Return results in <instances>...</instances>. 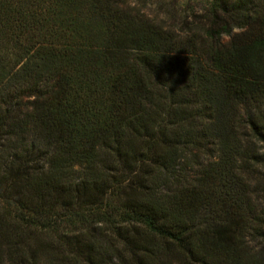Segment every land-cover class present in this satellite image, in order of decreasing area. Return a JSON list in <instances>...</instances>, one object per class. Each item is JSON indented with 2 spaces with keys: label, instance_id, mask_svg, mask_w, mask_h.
Here are the masks:
<instances>
[{
  "label": "trees",
  "instance_id": "trees-1",
  "mask_svg": "<svg viewBox=\"0 0 264 264\" xmlns=\"http://www.w3.org/2000/svg\"><path fill=\"white\" fill-rule=\"evenodd\" d=\"M170 18L0 0V264H264V0Z\"/></svg>",
  "mask_w": 264,
  "mask_h": 264
},
{
  "label": "rangeland",
  "instance_id": "rangeland-1",
  "mask_svg": "<svg viewBox=\"0 0 264 264\" xmlns=\"http://www.w3.org/2000/svg\"><path fill=\"white\" fill-rule=\"evenodd\" d=\"M118 1V4L120 6H124L126 8H133L134 11L138 13H143L145 17L147 18H156V19H162L165 20L167 23L171 22L173 19H171V13H177L186 15V17H190V11L191 8L197 9L200 5V3L203 0H116ZM168 11V12H166ZM170 11V12H169ZM91 25L94 26L95 22H91ZM239 32V29H233L231 31L230 36H223V41H228L230 37ZM97 33V32H94ZM100 43V37L94 39L92 41V45L96 46ZM235 114V128L236 131L241 133L243 130V125L245 123V114L241 111H237ZM243 139V138H242ZM208 146V147H207ZM220 145L211 146V144L206 145V147H203L201 150H194V154L198 155V159L201 162V164H204L205 166L208 165V163H212L213 161H216L219 159L220 155ZM255 148H258V145H255ZM257 167H259L261 171H264V158H262L260 163H256ZM257 172L254 173V175H250L248 177L251 178L250 185L252 186H262V182L259 180L257 176ZM262 205H264V199H262ZM105 227V225H103ZM44 237L43 234H39L38 237ZM258 254V252H257ZM4 264H8L7 262H4Z\"/></svg>",
  "mask_w": 264,
  "mask_h": 264
}]
</instances>
